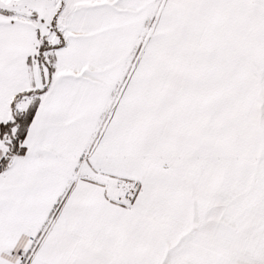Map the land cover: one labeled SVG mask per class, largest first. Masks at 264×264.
<instances>
[{"label":"snow or ice","instance_id":"obj_1","mask_svg":"<svg viewBox=\"0 0 264 264\" xmlns=\"http://www.w3.org/2000/svg\"><path fill=\"white\" fill-rule=\"evenodd\" d=\"M0 264H264V0H0Z\"/></svg>","mask_w":264,"mask_h":264}]
</instances>
